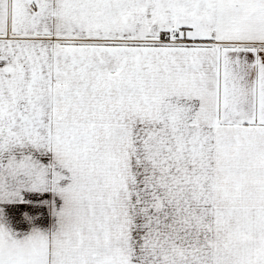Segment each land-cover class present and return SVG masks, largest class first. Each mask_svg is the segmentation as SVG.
Listing matches in <instances>:
<instances>
[{
  "label": "snow or ice",
  "instance_id": "1",
  "mask_svg": "<svg viewBox=\"0 0 264 264\" xmlns=\"http://www.w3.org/2000/svg\"><path fill=\"white\" fill-rule=\"evenodd\" d=\"M0 264H264V0H0Z\"/></svg>",
  "mask_w": 264,
  "mask_h": 264
}]
</instances>
